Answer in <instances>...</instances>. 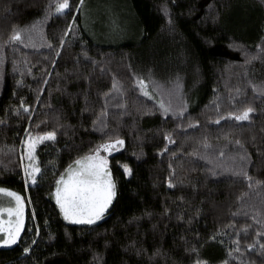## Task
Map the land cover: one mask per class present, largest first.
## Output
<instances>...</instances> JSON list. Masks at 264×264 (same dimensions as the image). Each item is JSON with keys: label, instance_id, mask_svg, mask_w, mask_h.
<instances>
[{"label": "trees", "instance_id": "trees-1", "mask_svg": "<svg viewBox=\"0 0 264 264\" xmlns=\"http://www.w3.org/2000/svg\"><path fill=\"white\" fill-rule=\"evenodd\" d=\"M61 2L0 0V187L28 205L24 231L17 244L0 247V264H264V223H257L264 220V183H255L264 182V93L252 87L264 84L257 49L264 47V0H69L70 10L58 14ZM14 28L28 30L23 43L10 40ZM237 44L242 48L230 47ZM252 56L258 59L245 64ZM177 75L181 87L170 96ZM137 77L149 82L151 96L135 85ZM114 78L120 92L110 91ZM159 101L174 108L186 101L187 114L164 117ZM248 105L256 109L250 122L214 123ZM26 129L32 137L57 133L36 146V185L25 184ZM166 132L175 144L162 154ZM109 138L125 141L107 159L116 196L94 225L64 220L56 180ZM236 139L249 157L251 186L231 159L241 154ZM132 241L147 255H137ZM193 247L199 256L186 251ZM156 248L162 254L149 260ZM96 252L102 259L94 262Z\"/></svg>", "mask_w": 264, "mask_h": 264}, {"label": "snow or ice", "instance_id": "snow-or-ice-1", "mask_svg": "<svg viewBox=\"0 0 264 264\" xmlns=\"http://www.w3.org/2000/svg\"><path fill=\"white\" fill-rule=\"evenodd\" d=\"M84 0H80V5L82 6ZM78 6V7H79ZM209 9L214 10V5L209 4ZM65 10H70L69 0H62L55 9L56 13L62 14ZM165 14L169 15L167 10H165ZM218 18L217 16L212 17L213 21ZM169 27H172L173 21L171 16L169 15L168 19ZM35 24L32 26L35 29ZM73 29V24L68 25V30L65 31L64 36H67L70 31ZM22 31H28L27 29H15L13 35L10 37V40L13 41H20L23 43L21 39ZM31 37V33H29ZM261 41L264 42V37H261ZM7 43V41L5 42ZM65 45V40L63 36L60 38V47L63 48ZM242 48L241 45H230V47ZM51 47V45H49ZM257 49L260 52H264V47L261 45H257ZM245 52L246 49H242ZM56 56H60V52L57 51ZM87 55V53H85ZM258 59L256 56L248 57L245 60V64L250 63L252 60ZM95 63V61H93ZM55 64V61H53ZM180 77L179 75L176 76V85L173 90L169 92L171 96L174 91L178 90L181 85L179 84ZM47 83V81H45ZM148 81H146L142 77H137L135 80V85L140 89L144 96H151L152 93L148 90ZM253 90L257 92L264 93V84H252ZM120 92L122 90V86L118 83V81L114 78L112 83V89L110 91ZM43 91V89H41ZM108 93H104V96L107 98ZM87 103V100H85ZM23 111L28 112L29 107L23 106ZM106 107L105 111H102L100 114L101 124L103 127L98 129L99 131L103 132L106 128V124L103 122V117L106 115ZM217 109H219V105H217ZM157 111L161 112L164 117H168L169 113L172 116L177 118H182L187 114V102L184 101L179 107L174 108L172 103L169 102L165 104L163 101H159V107ZM256 109L251 105L245 106L238 111L228 112L226 116H218L217 119L214 121L216 125H219L222 120H235L237 122H244V121H251V114L255 113ZM31 119V117H29ZM97 121H93V126H96ZM199 125V121H195L192 124H189L188 128H195ZM182 127L181 125H177V128ZM28 133V139L22 141V144L25 148V153L29 159V164L24 166V176H25V184L31 181L32 185H36L37 183V174L41 172V169L38 166H35L32 162L36 160L34 156V152L36 146L44 141H55L56 139V131H48L43 135H39L36 137H32L31 133L28 130H25ZM164 139L167 141L165 144V148L161 150V153L166 152L168 150L169 144H175V140L173 139L172 132H166L164 134ZM125 141L122 138H116L112 140L109 138L102 144H98L94 149L90 150L91 154L86 155L84 157L78 158L74 161L76 167L69 165L66 169V177L65 175H61V177L56 180V186L53 193L55 203L59 207L60 214L63 216V219L66 221H70L75 224H87V225H94L97 221H100L105 213L106 210L109 208L110 204L112 203L114 197L116 196V184L111 176V172L108 167V160L105 156L100 155L101 150L105 151H116L120 147L124 145ZM234 143L239 146L241 149V154L238 157H231L233 162L236 164V174L242 176L245 180H247L251 186L253 181V177L248 175L247 169L245 167L246 161L249 159L246 149L244 148V144L241 140L236 139ZM202 146L205 149L210 147L207 138L205 137L203 140ZM175 155V153H173ZM192 155H198V152H193ZM221 156L224 155L223 152L220 153ZM207 159V157H203ZM21 160H23V155L21 156ZM170 171V178L168 179V186L170 188L175 187L173 180L175 178V169L173 168L172 164H169ZM124 173L127 175H131L132 169L127 165H123ZM232 170V169H228ZM216 175L215 172L212 173ZM255 183L260 185L264 182L256 180ZM0 193H7L9 197H13L15 201V207H9L6 209H0V212H6L8 215V219L5 220L0 217V247H10L12 245L17 244L20 239L21 231L24 227V216H25V198L21 196L19 193L6 189L0 188ZM183 199V197H181ZM29 198V203H30ZM150 215V214H149ZM33 216H35V211H33ZM255 219V217H254ZM257 223H264V220L257 221ZM39 235V229L37 228V236ZM260 235V233H257ZM215 239V237H213ZM223 241H221L222 243ZM37 240L33 239L31 245L28 247L23 248V254L28 255L32 251V246L36 245ZM136 241L130 242L129 247L133 248L136 251L137 255H147V250L143 247L136 248ZM236 244V251H239V240L237 239L234 241ZM254 245L249 244L248 248H253ZM261 248L264 249V245H261ZM186 251L190 253H195L199 256V251L196 248L186 249ZM161 251L159 248H156L151 256H148L149 260L154 259L156 256L161 255ZM228 255H232V250H229ZM102 259L98 252L93 254V261L96 262ZM195 264H210L209 261L196 259ZM223 264H228L227 261H224Z\"/></svg>", "mask_w": 264, "mask_h": 264}, {"label": "rangeland", "instance_id": "rangeland-1", "mask_svg": "<svg viewBox=\"0 0 264 264\" xmlns=\"http://www.w3.org/2000/svg\"><path fill=\"white\" fill-rule=\"evenodd\" d=\"M113 14V13H112ZM118 14V13H117ZM114 15H116V14H114ZM109 16H113V15H110V14H108L107 15V18H110ZM113 28V27H112ZM102 30H103V28H101ZM111 29V28H110ZM117 151V150H116ZM113 152H115V151H111V152H109V151H105V150H101V152H100V155H102V156H105L107 159H108V156L110 155V154H112ZM28 158V157H27ZM29 160V159H28ZM33 163V162H32ZM29 164V163H28ZM34 164V163H33ZM35 165V164H34ZM36 166V165H35ZM72 166L73 167H76V165L73 163L72 164ZM122 171H123V175L125 176V177H129L130 175H127V174H125L124 173V170H123V166H122ZM63 175H65V178H67L66 177V171H65V173L63 174ZM0 188H2V187H0ZM9 207H15V201H14V198L13 197H9L8 195H7V193H0V209H6V208H9ZM27 210H28V205H27V203H26V201H25V216H24V227H23V229H22V231H21V235H22V233H23V231H24V228H25V225H26V221H27ZM0 217H2L3 219H5V220H7L8 219V215H7V213L6 212H0ZM0 237H2V234H0ZM21 237V236H20Z\"/></svg>", "mask_w": 264, "mask_h": 264}]
</instances>
